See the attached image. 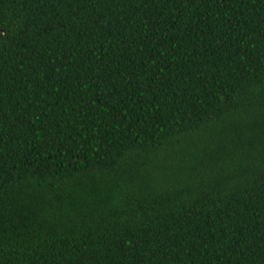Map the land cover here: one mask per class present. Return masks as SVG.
Listing matches in <instances>:
<instances>
[{
	"label": "trees",
	"instance_id": "obj_1",
	"mask_svg": "<svg viewBox=\"0 0 264 264\" xmlns=\"http://www.w3.org/2000/svg\"><path fill=\"white\" fill-rule=\"evenodd\" d=\"M0 264H264V0H0Z\"/></svg>",
	"mask_w": 264,
	"mask_h": 264
}]
</instances>
